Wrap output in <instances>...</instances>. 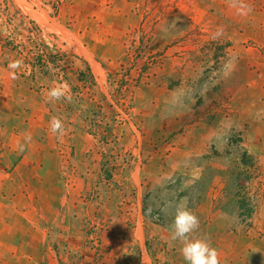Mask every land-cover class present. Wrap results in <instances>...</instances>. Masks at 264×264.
<instances>
[{
    "label": "rangeland",
    "instance_id": "374dc122",
    "mask_svg": "<svg viewBox=\"0 0 264 264\" xmlns=\"http://www.w3.org/2000/svg\"><path fill=\"white\" fill-rule=\"evenodd\" d=\"M62 83L71 102L49 103ZM26 98L64 124L62 140L39 139L63 148V175L96 172L92 264L110 251L115 264H187L171 239L182 200L220 264L264 259V0H0V126L38 109L16 105ZM87 147L96 170L67 158Z\"/></svg>",
    "mask_w": 264,
    "mask_h": 264
},
{
    "label": "crops",
    "instance_id": "0c3cea01",
    "mask_svg": "<svg viewBox=\"0 0 264 264\" xmlns=\"http://www.w3.org/2000/svg\"><path fill=\"white\" fill-rule=\"evenodd\" d=\"M27 15L37 20L28 9ZM85 59L91 68L92 62H97L95 58ZM32 103L27 98L18 100L16 105L38 109H32L30 116L14 115L12 127L0 126V152L4 156L0 177V259L5 264H92L88 253L104 247H98L102 203L96 188L92 189V185H98L94 183L96 172H91L93 177L88 182L82 176L63 175L61 170L68 163L61 156L63 148L39 141L55 135L44 127L50 115L47 101ZM34 113H41L46 119L35 117ZM25 133L31 136L30 142ZM74 154L67 158L74 163L80 161L89 170L98 168L100 160L95 148L76 149ZM40 155L44 157L39 158ZM54 164L59 169L57 173L51 170L56 168ZM137 231L140 237V229ZM130 233L132 243L134 232ZM109 255L110 264L117 263L116 255L111 251ZM255 264H264V259Z\"/></svg>",
    "mask_w": 264,
    "mask_h": 264
},
{
    "label": "clouds",
    "instance_id": "9594fccd",
    "mask_svg": "<svg viewBox=\"0 0 264 264\" xmlns=\"http://www.w3.org/2000/svg\"><path fill=\"white\" fill-rule=\"evenodd\" d=\"M237 0H230V5L235 7ZM247 8L250 12L251 8L247 5L240 3V9ZM22 61H15L9 64V68L17 69L20 67ZM66 100L71 102L72 97L68 94V85L62 83L55 87L50 88L47 91V101L54 103L57 101ZM50 132L57 134V138L61 139L65 135V127L63 122L53 116L49 121ZM26 141H31V136L25 133ZM23 151V147H21ZM166 205L162 211L167 214ZM200 227L199 218L196 214L188 207L186 201H180L175 205V213L173 223L171 225V239L180 243V254L187 264H220L219 253L216 248L212 247L210 242L205 238H195V233Z\"/></svg>",
    "mask_w": 264,
    "mask_h": 264
},
{
    "label": "trees",
    "instance_id": "16d2710c",
    "mask_svg": "<svg viewBox=\"0 0 264 264\" xmlns=\"http://www.w3.org/2000/svg\"><path fill=\"white\" fill-rule=\"evenodd\" d=\"M40 30V29H39ZM41 31V30H40Z\"/></svg>",
    "mask_w": 264,
    "mask_h": 264
}]
</instances>
